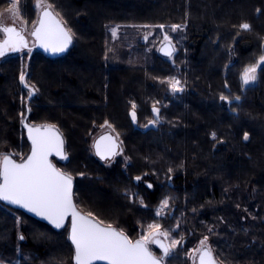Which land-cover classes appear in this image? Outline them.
<instances>
[{
    "label": "trees",
    "instance_id": "16d2710c",
    "mask_svg": "<svg viewBox=\"0 0 264 264\" xmlns=\"http://www.w3.org/2000/svg\"><path fill=\"white\" fill-rule=\"evenodd\" d=\"M5 1L0 0V9ZM138 4L140 9L133 15L126 11ZM66 5L76 11L75 16L63 18L74 34V48L54 59L31 50L23 73L26 83L33 59L44 61L49 69L55 67L51 63L80 65L78 61L84 60L79 85L61 75L72 93L57 88L58 84L51 85L50 92L59 106L42 97L38 100L42 105L38 110L50 117L44 123L65 132L70 157L58 165L73 179L78 211L91 213L116 229L124 227L131 237L129 225H135L143 208L152 213L167 198L173 216L168 221L179 234L189 237L188 249L207 236L218 262L264 264V65L254 83L242 89L240 81L243 68L264 54V0H67L62 3L65 9ZM83 11L89 12L90 21L92 17L101 19L97 35L95 30L87 37L81 34L83 17L79 13ZM242 23L249 29H241ZM112 24H181L185 26L183 35H178L184 38L182 52L174 55V65L158 51L152 67L114 66L99 55L103 30ZM97 37V41L92 40ZM25 51L28 49L0 57H11L0 66V153L15 157L29 150L19 118L20 96L30 87L20 82L23 57L18 55ZM90 52L93 55L89 56ZM174 76L186 88L172 96L165 79ZM33 93L27 103L36 96ZM221 95L232 102L221 101ZM153 106L159 110L160 126L138 129L131 113L135 111L138 123L144 125L153 119ZM38 110L32 121H37ZM105 121L122 145L111 171L104 169L83 144V134L94 125H105ZM73 174L84 176L80 179ZM13 212L27 223L19 230L28 240L17 239L16 219L0 209V217L9 224L8 235L0 240V258L9 257L19 264H73L67 227L55 232L21 212ZM32 227L47 235L30 237ZM175 260L165 258L164 262L187 264L186 260Z\"/></svg>",
    "mask_w": 264,
    "mask_h": 264
},
{
    "label": "snow or ice",
    "instance_id": "6c2138e0",
    "mask_svg": "<svg viewBox=\"0 0 264 264\" xmlns=\"http://www.w3.org/2000/svg\"><path fill=\"white\" fill-rule=\"evenodd\" d=\"M37 19L32 22V28L28 35L32 37L33 46L39 45L46 52L53 54L64 52L73 42L74 34L64 26L63 21L52 11L51 4H45L43 0H35ZM19 18L17 4L12 2L0 12V57L10 52H20L31 48L28 44L26 29L14 26ZM11 19L13 25H8ZM147 27V26H145ZM161 29L163 25L159 26ZM249 25L242 23L241 29L248 30ZM180 28L179 25H172V31ZM113 36L116 29H112ZM160 51L165 56L171 57L175 51L170 37L165 34ZM264 64V54H261L255 63L246 65L240 73L241 88L254 83L257 80L258 69ZM20 82L25 87V75L20 74ZM168 86L172 92H181L183 87L175 77L167 79ZM227 88V83L225 84ZM34 88L29 87V97L33 95ZM220 100L231 103L228 96L221 95ZM240 100L239 96L235 97ZM133 104V109H135ZM153 113L158 114V109L153 106ZM133 122L136 120V113H131ZM23 116L21 123L23 124ZM149 123H156V120ZM108 129L112 126L105 121ZM28 140L31 142L30 154L26 157L21 155L19 162L12 154L0 153V201L19 206L38 217H42L59 229L65 226V221L70 218V229L68 239L74 249L72 260L74 264H163L164 257L169 255L172 248H175L179 241L171 239L168 244L162 242L161 237L169 239V232L164 231L158 223L149 224L147 231L139 239H129L121 230L114 228L111 224L105 225L103 221L97 220L91 213L82 214L77 210L73 199V180L70 175L62 172L49 159L50 155H57L65 159L63 152L64 141L55 125L29 126ZM215 139V133L212 134ZM248 139V134H244ZM117 137L103 135L94 142L96 155L102 160L111 159L120 151ZM139 181L140 177H136ZM149 188L152 185H148ZM169 205L168 199L161 201V208L166 209ZM161 213L157 212V216ZM20 240L24 237L20 236ZM205 236L200 241V247L193 251L198 253L199 264H217V260L207 243ZM156 244L163 255L157 257L149 249V244Z\"/></svg>",
    "mask_w": 264,
    "mask_h": 264
},
{
    "label": "rangeland",
    "instance_id": "374dc122",
    "mask_svg": "<svg viewBox=\"0 0 264 264\" xmlns=\"http://www.w3.org/2000/svg\"><path fill=\"white\" fill-rule=\"evenodd\" d=\"M66 1L67 0H43V2L45 4H51L52 5V11L55 14H57L58 18H60L64 22V26H66L68 29H70L63 18L66 17L67 15L70 16L72 14L75 16L76 11L71 9L68 5H66V9H67L66 10L62 6V3L66 4ZM5 2H6L5 7L1 8L0 12H4V10L12 2H15L17 4L18 11H19V18L16 19L14 26L17 27L18 29L21 27L26 29L25 35L27 36L28 44H29V46H32L33 40H32V37L30 35H28V31L32 28V22L37 19V10L34 7L35 0H6ZM27 2H30V3H28L29 6L24 8L25 7L24 5ZM135 5H136V1H135ZM58 7L63 8V10L65 12L63 13L62 11L57 10ZM139 9L140 8H139V4H138L136 6V9L135 8H131V9L129 8L126 11L130 12V14L133 15V13H135ZM79 14H80L79 16L83 17V21L79 24L81 27V29H80L81 34L84 35L85 37H87V36H89L88 35V33H90L89 31L92 32L93 30H95L93 33H96L95 35H97V33H98V31H96L97 25H99V22L101 21V19L99 18V21H98V18L92 17L93 21L92 20L90 21V19L87 18V17H89L88 16L89 12L87 14L86 12L84 13V11H83ZM80 20H81V18H80ZM87 22H88V24H87ZM7 23L10 26L13 25V21L11 19H9L7 21ZM145 26H147V27H145ZM159 26L160 25H148V24H146V25H144V24H112V25H106L105 30H103V33H104L103 37L104 38L102 41V51L99 49L100 57H102V59L105 61L110 60L109 62L111 64H113L114 66H117V67H126V68H149V67H152V61L154 60L153 56H154V58H157L158 51H159L160 47L162 46L161 42L163 41V37L165 34H167L170 37L172 45L175 48L173 56L168 59L169 60L168 62L170 64L174 65L175 64L173 62L174 55H180V52H182L181 51V42H183V40H184L182 35L184 33L185 26H182L181 24H179L180 28H178L176 31H172V25H163L164 26L163 29H161ZM112 29H116L115 37L113 36ZM179 32H181L182 35L178 37ZM0 38H2V34H0ZM92 40L97 41L98 37L94 38ZM73 42H74V38H73ZM74 46L75 45H73V47H71V49L74 48ZM71 49H70L69 53L72 51ZM94 49H96V53H97L98 46H95ZM28 54H29V52L25 51V53H21L18 55L19 57H23V59H24V60L22 59V68H23L22 72L24 70L25 60L28 58ZM91 55H93V53L90 52L89 56H91ZM96 55L97 54H95L94 56H96ZM12 57H17V56L12 55ZM9 58H11V57L9 56V57H5V58H1L0 59V66L4 62H6V60H8ZM30 58H32V56ZM78 62H82V63L80 65L74 64L75 62H73V64H72L71 61H68L65 63L64 62L63 63H61V62L60 63H58V62L51 63V65L52 66L54 65L55 67L53 66L54 68L49 69L48 67H46L44 61H38V60H34V59L31 60L30 66H29L30 76H29V80L26 82V84L29 85L31 88H34V91L36 92V96L32 99V101L30 103H27L29 92H26V95H24V96H23V94H21L20 99H19L20 104H21L20 109H19V118L22 119V116L24 118V116L26 115V106L28 104L29 123L30 124L41 125V126L42 125H50L48 123H44V121L49 120L50 117L47 114V112H45V111L40 112L38 110V107L42 106V105H40V103H38V100L40 97H42L43 100H45V101L47 100L48 104H51L52 106L53 105L59 106V102L58 103L54 102V99H53L54 96L50 92L51 85L56 87L58 84L57 88L59 87L60 89L62 88L65 92L72 93V90L70 88H67V86H68L67 82L62 81L63 78L61 75L70 77V79H74L76 81V83L79 85L80 81L84 77V76L83 77L81 76V73H82L81 71H83L85 69L84 68L85 66L82 65V64H84V60H81ZM262 65H264V64H262ZM174 77L180 81L181 86L183 87V91L174 93L170 90V88L168 86L169 92L172 96L183 93L184 89L186 88V86L181 81V79H179L177 76H174ZM167 79L168 78L165 79V84L168 85ZM36 109L38 110L37 111L38 116L36 119L37 121H32L31 117L34 113H36L35 112ZM131 118H132V116H131ZM153 120H156V123L152 124V123H149L150 122L149 121L146 124L141 125L138 123L137 119L135 120V122H133V119H132V122L136 127H138V129H142V130H147L148 128L159 127L160 126L159 111H158V114L153 113V119L151 121H153ZM56 128H58V127H56ZM112 129H114V128L112 127ZM58 130L62 133V131L59 128H58ZM105 131L110 132L114 137H117V134H115V132L112 131L111 129H108L107 126L101 127V126H96V125L92 126L90 128V130H88L86 133L83 134L84 135L83 136V139H84L83 144L87 145V147L90 148V151H91L90 154L92 157H94L93 150H92V144H93L94 140L101 133H103ZM63 133H65V132L63 131ZM63 133H62V135L64 136ZM64 138H65V136H64ZM118 143L119 144L121 143V139L119 136H118ZM142 145L144 146L143 143H142ZM120 146H122V145H120ZM85 149L86 148H84V150ZM76 150L78 151L77 153L82 152L78 149H76ZM137 152L141 153L140 150ZM26 155H27V153L24 155V157ZM67 156L69 158L70 154L67 153ZM152 156L154 157V155H152ZM13 157L17 161H19L21 155L19 154L16 157L13 155ZM123 157L125 158V160L128 159V154H126V151H124ZM116 158L111 163H108V164L102 163L104 169H106L108 171L113 170L114 166L116 164ZM53 162H54L55 166L57 168H59L62 172H65L68 175H70L68 170L62 169L58 165V163H56L55 161H53ZM73 176L74 177L76 176L77 178L81 179L82 178L81 176H84V175L80 174L77 176L76 174H73ZM130 197L132 198L133 196L131 195ZM138 200H141V199L139 198ZM131 202H132V200H131ZM141 204H143L142 201H141ZM0 209L5 210L9 213H12V215L16 219V222H17L16 223V225H17V234H16L17 236L16 237H17V239L20 236H23L24 239L28 240L27 235H25L24 233L22 234L19 230L22 226H26L25 224H27L24 221H23L24 223L22 221H20L22 217L19 216L17 212H13L11 210H8L7 208L3 207L1 204H0ZM143 211H142V213H140L141 215L138 216V218L136 219L135 225L133 227L129 225V228H130L129 233H131V235H130L131 237H129V239H132V240L139 239L140 236L148 230L147 226L149 224L158 223L161 225L162 230L169 232V239L168 240H165L163 237H161L165 241L166 244H168L171 239H175V240L179 241V243L176 245V247L172 248L169 252V255L167 257H165L166 260L167 261L168 260L174 261L175 259L178 258L177 260H179V259L186 260L187 264H195V257L197 255V253L194 252L193 250L198 249L200 247V241L203 238L198 240L194 244H192L191 247H189V249H188L186 247V245H188V243H189V241L187 240L189 237L179 234V231L176 228V226L172 225L168 221V219H171L173 217L172 213L170 212L171 209H170L169 205L166 209H162L161 203H160V205H158L156 208H154L152 213L150 211H148L147 209H144V208H143ZM158 211H160V213H161L159 216H157ZM85 215H87V214H85ZM165 218H167L166 221L169 224L167 222L166 223L163 222V219H165ZM114 228H115V226H114ZM118 230L123 231L125 233V235H129V234H127V232H128L127 229L124 227L119 228ZM8 233H9V224L6 223L5 219L0 217V240L4 241L6 236L8 235ZM30 233H31L30 237H34V236L40 237L43 234L47 235V233H45V231L40 230L37 227H34L32 229V232H30ZM5 243L8 244V240ZM207 243H208V241H207ZM148 246H149V249L154 253V255L157 256V253L155 252V249L153 248L154 246L151 243ZM177 260H175V261H177ZM218 263H221V262L219 261ZM0 264H19V262L13 261V259H9V257H7V258H0ZM221 264H224V262Z\"/></svg>",
    "mask_w": 264,
    "mask_h": 264
},
{
    "label": "water",
    "instance_id": "95a60500",
    "mask_svg": "<svg viewBox=\"0 0 264 264\" xmlns=\"http://www.w3.org/2000/svg\"><path fill=\"white\" fill-rule=\"evenodd\" d=\"M71 46H72V43L68 46V48H67L64 52L57 53V54H53V53H51V52H46L43 48L39 47V45L34 46V49L37 50V51H39V52H41V53H43V54H44L45 56H47L48 58L54 59V58L61 57V56L65 55L66 53H68V51L70 50ZM162 46H163V45H162ZM162 46H161V47H162ZM161 47H160V48H161ZM159 55L162 56V57H168V56H165L164 53H163L162 51H160V49H159ZM33 95H34V93H33ZM33 95H32V96H33ZM24 124H27V125H29V126H41V125H32V124L29 123V110H28V108H27V109H26V115L24 116V119H23V124L21 123V127H22V129H23L24 136H25V139H26L27 144H28V147H29V150H28V153H27V155H28V154H30V150H31V142L28 140V129H27L26 127H24ZM56 129L58 130V128H56ZM58 132H59L60 136L62 137V139H63V141H64V144H63V152H64V155H65L66 158H65V159H61L59 156L53 154V155H50V156H49V159L52 161L53 164H54L53 161H55V162L58 163V164H64V163L67 161L66 143H65V138H64V136L62 135V133H61L59 130H58ZM103 135H110V136L114 137L110 132H106V133L100 135L99 137H97V138L95 139V141L98 140V139H100V137L103 136ZM114 138H115V137H114ZM95 141H94V142H95ZM117 143H118V141H117ZM93 145H94V143H93ZM118 145H119V148H120V151H119L118 153H120V152H121V147H120V144H119V143H118ZM93 154H94V156H95L99 161H101V162H107V161H109V160H111V159L113 158V157H112L111 159H106V160H102V159H100V157L96 155V152H95V148H94V146H93ZM27 155H26V156H27ZM26 156H25V157H26ZM17 162H19V161H17ZM54 165H55V164H54ZM72 180H73V179H72ZM73 187H74V182H73ZM0 204H1L2 206L6 207V208H9V209L13 210V211L21 212L22 214L26 215L27 217H29V218H31V219H33V220H35V221H37V222H39V223H41V224H44V225L48 226L50 229H52V230L55 231V232H61V231H63V230L67 227V242H68V244L70 245V247H71V249H72V256H73V254H74V249H73V247H72V245H71V241L68 239L69 229H70V218L67 219V220L65 221V226H63V227L57 229V228H55L52 224H50L47 220L43 219L42 217H38V216H36L34 213H30V212H28L26 209L20 208L19 206H16V205L8 204V203L5 202V201H0ZM77 210H78V209H77ZM79 212H80V211H79ZM82 214H83V213H82ZM161 240H162V242L165 243V241H164L162 238H161ZM165 244H166V243H165ZM152 245L154 246V248H156V249L160 252V256H157V257H161V256L163 255L161 249H160V248L158 247V245H156V244H152ZM155 256H156V255H155ZM164 260H165V257H164ZM72 261H73V260H72ZM73 264H74V262H73ZM97 264H103V262H97ZM163 264H165L164 261H163ZM195 264H199V256H198V253H197L196 257H195Z\"/></svg>",
    "mask_w": 264,
    "mask_h": 264
},
{
    "label": "flooded vegetation",
    "instance_id": "af4514ba",
    "mask_svg": "<svg viewBox=\"0 0 264 264\" xmlns=\"http://www.w3.org/2000/svg\"><path fill=\"white\" fill-rule=\"evenodd\" d=\"M30 48H31V50H35L34 49V46L32 45V46H29ZM107 131H105V132H103V133H101L100 135H102V134H104V133H106ZM99 135V136H100ZM98 136V137H99ZM95 141V140H94ZM94 143V142H93ZM92 150H93V144H92ZM120 153H118L117 155H115L111 160H109V161H107V162H102L103 164H108V163H111L118 155H119ZM101 162V161H100Z\"/></svg>",
    "mask_w": 264,
    "mask_h": 264
}]
</instances>
